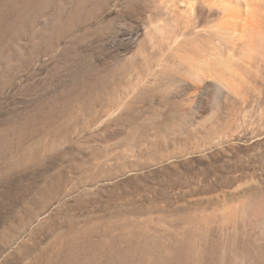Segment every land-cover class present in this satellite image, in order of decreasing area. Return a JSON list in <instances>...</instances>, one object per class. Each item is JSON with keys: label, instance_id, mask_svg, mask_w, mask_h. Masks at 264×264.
<instances>
[{"label": "bare ground", "instance_id": "6f19581e", "mask_svg": "<svg viewBox=\"0 0 264 264\" xmlns=\"http://www.w3.org/2000/svg\"><path fill=\"white\" fill-rule=\"evenodd\" d=\"M76 1L73 17L96 3ZM133 7L132 23H117L126 40L122 60L84 73L71 87L79 93L74 101L87 95L90 111L77 110L82 121L73 129L130 125L125 137L107 145L108 164L203 160L213 169L191 195L197 206L84 226L79 234L89 239V258L94 264H209L221 244L227 264H264V0H133ZM216 9L221 15L214 21ZM63 16L58 9L48 17L52 31L69 22ZM29 20L22 14L14 22L27 31ZM153 98L164 103V113L157 120L139 115L142 123L134 124Z\"/></svg>", "mask_w": 264, "mask_h": 264}, {"label": "rangeland", "instance_id": "374dc122", "mask_svg": "<svg viewBox=\"0 0 264 264\" xmlns=\"http://www.w3.org/2000/svg\"><path fill=\"white\" fill-rule=\"evenodd\" d=\"M47 1L0 0V264H94L87 253L89 239L79 234L84 226L112 216L197 206L191 197L213 169L203 160L165 167L104 160L107 145L125 137L130 125L82 130L84 134L75 130L82 121L77 110L90 111L87 95L76 101L79 93L70 90L84 73L111 69L122 60L126 40L119 38L117 23H132L133 0H95L77 17L71 12L78 1ZM57 8L66 22L70 14L74 19L52 31L50 17ZM22 14H29L27 31L14 22ZM220 15L216 9L212 19ZM5 23L10 26L4 28ZM153 99L138 117L159 119L164 103ZM133 168L138 170L128 174ZM100 234L90 238L96 242ZM215 248L209 264H227L221 244Z\"/></svg>", "mask_w": 264, "mask_h": 264}]
</instances>
